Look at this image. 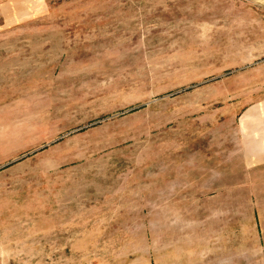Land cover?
<instances>
[{
	"label": "rangeland",
	"instance_id": "374dc122",
	"mask_svg": "<svg viewBox=\"0 0 264 264\" xmlns=\"http://www.w3.org/2000/svg\"><path fill=\"white\" fill-rule=\"evenodd\" d=\"M0 264H264V0H0Z\"/></svg>",
	"mask_w": 264,
	"mask_h": 264
}]
</instances>
